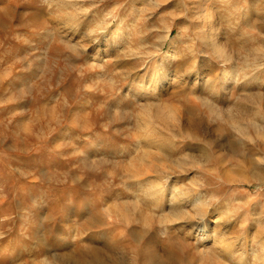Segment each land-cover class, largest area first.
I'll return each mask as SVG.
<instances>
[{
    "label": "rangeland",
    "instance_id": "obj_1",
    "mask_svg": "<svg viewBox=\"0 0 264 264\" xmlns=\"http://www.w3.org/2000/svg\"><path fill=\"white\" fill-rule=\"evenodd\" d=\"M262 174L264 0H0V264H261Z\"/></svg>",
    "mask_w": 264,
    "mask_h": 264
},
{
    "label": "bare ground",
    "instance_id": "obj_2",
    "mask_svg": "<svg viewBox=\"0 0 264 264\" xmlns=\"http://www.w3.org/2000/svg\"><path fill=\"white\" fill-rule=\"evenodd\" d=\"M218 47V46H217ZM219 49H221V48H216V50H219ZM224 49V48H223ZM166 54H165V56L164 57H170V56H173L174 54H173V52L171 51V50H168V51H166L165 52ZM176 55V54H175ZM231 77V73L230 72H228L227 73V76H226V80H228L229 78ZM226 80L223 82V84L224 83H226ZM158 112V111H157ZM158 114H159V112H158ZM160 115V114H159ZM159 115H157V116H159ZM163 114H161V116H162ZM161 116H159L160 118H161ZM163 123V122H162ZM261 128V127H260ZM166 129H167V127H166ZM168 130H171V128L170 129H168ZM177 131V130H176ZM173 134H174V136H178V134H181V135H184V134H186L190 139H199L200 138V136H199V134L197 133H193V132H191V131H187V133H185L184 131H182L181 130V128H180V132H174V131H171ZM182 162V161H181ZM181 162H180V164H181ZM254 163V162H253ZM194 164V163H193ZM181 167H182V165H180ZM259 166V165H258ZM174 168V167H173ZM158 170V169H157ZM259 171V170H258ZM262 175H264V174H262ZM160 182H159V184L156 186V189L158 188V190L159 191H162L163 189H165V188H163V186H164V181L163 180H159ZM154 187V186H153ZM155 188V187H154ZM156 189H155V191H156ZM167 189V188H166ZM154 190V189H153ZM156 192H158V191H156ZM153 193H155L154 191H153ZM177 194V193H176ZM157 195V194H156ZM155 195V196H156ZM178 195V194H177ZM201 196V195H200ZM203 196V195H202ZM202 197H197L196 199H195V204H197V206H196V211L197 212H199L202 216L205 214V212H206V206L207 205H205V202L201 199ZM158 199V198H157ZM206 204H208L209 205V203L207 202ZM172 211V210H171ZM177 213V212H176ZM198 214V213H197ZM177 215V214H176ZM180 215V214H179ZM195 216V215H194ZM174 217V216H173ZM180 217V216H179ZM210 234V233H209ZM209 234L208 235H206L205 234V238H208L209 237ZM214 236V235H213ZM210 238V237H209ZM209 251V250H208ZM257 254H259V252L257 253ZM263 254V253H262ZM264 255V254H263ZM261 256L260 254L258 255V259H260V261H261V264H264V256Z\"/></svg>",
    "mask_w": 264,
    "mask_h": 264
}]
</instances>
